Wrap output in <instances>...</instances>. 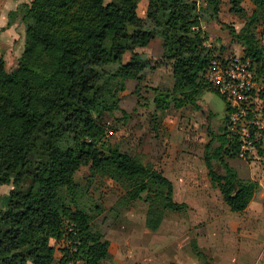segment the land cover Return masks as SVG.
I'll list each match as a JSON object with an SVG mask.
<instances>
[{"label":"trees","instance_id":"trees-1","mask_svg":"<svg viewBox=\"0 0 264 264\" xmlns=\"http://www.w3.org/2000/svg\"><path fill=\"white\" fill-rule=\"evenodd\" d=\"M140 1L31 0L10 12L8 25L20 17L25 26V46L12 71L0 58V185L9 187L0 196V264H102L108 258L111 241L92 229L93 216L80 207L81 187L74 176L82 165L90 164L91 176L120 184L123 193L112 207L116 215L137 200L147 202L151 233L167 211L187 208L174 199L173 181L153 163L116 145L102 147L107 130L97 116L121 112L129 118L120 105L127 81L140 83L157 67L135 49L156 38L163 40L158 62L171 65L174 78L170 93L156 95L157 109L189 103L202 108L207 90L220 94L206 79L216 49L204 46L208 36L200 11L205 3L217 14L221 0H148L144 18ZM230 1L231 12L245 20L234 40L264 76V48L253 31L264 22V0H251V15L242 0ZM127 52L131 56L124 61ZM209 132L204 161L211 182L231 211H244L260 185L240 179L226 162L238 158L227 117L218 131L209 127ZM69 222L76 225L73 231ZM52 239L67 241L60 260ZM191 247L203 264H211L196 238Z\"/></svg>","mask_w":264,"mask_h":264},{"label":"rangeland","instance_id":"rangeland-1","mask_svg":"<svg viewBox=\"0 0 264 264\" xmlns=\"http://www.w3.org/2000/svg\"><path fill=\"white\" fill-rule=\"evenodd\" d=\"M147 5L148 0L140 1L141 16H146ZM242 6L250 15L255 9L251 0H242ZM200 16L209 42L223 46L225 51H244V45L235 41L234 35L241 31L245 20L231 12L230 0H221L217 14L213 6L201 3ZM253 31L264 48V22H257ZM21 37L20 42L7 44L0 34V58L6 60L9 71L17 67L24 50V30ZM135 51L143 58H148L145 51L160 58L162 41L155 40ZM130 56L131 52H127L124 61ZM157 58L151 60L157 67L148 69L142 82L127 81L126 90L120 94V105L129 118H123L121 112L97 116L107 130L102 147L116 145L145 162L166 157L164 162L157 163L158 168L173 179L177 197L188 200L189 205L182 212L167 211L160 229L151 233L145 226L147 202L137 200L116 215L112 207L123 193L120 184L99 175L93 177L90 164L82 165L74 176L81 187L80 207L93 216L92 229L105 232L112 243L111 254L102 264H202L205 259L196 257L191 250L192 233H188V226H195L193 232L198 231L200 247L211 264H264V163L260 162L263 160L255 162L258 164L253 175L238 168L240 177L257 178L260 190L248 210L236 217L242 211L229 212L219 190L211 183L204 161V147L211 138L209 127L218 131L225 124L227 102L221 94L209 89L201 97L202 108L189 103L181 108L171 104L164 110L157 109L156 95L170 93L174 84L171 66L160 64L154 60ZM151 151H156L155 155ZM216 169L221 170V166ZM8 188L0 185V196ZM51 243L56 247L58 260L62 259L67 241L52 239Z\"/></svg>","mask_w":264,"mask_h":264},{"label":"built area","instance_id":"built-area-1","mask_svg":"<svg viewBox=\"0 0 264 264\" xmlns=\"http://www.w3.org/2000/svg\"><path fill=\"white\" fill-rule=\"evenodd\" d=\"M215 48L206 71V79L227 102L228 135L238 143V158L255 163L264 159V76L259 74L250 57L221 51V46L204 41ZM217 47V48H216ZM75 223L69 222V231ZM75 250V249H74ZM80 260L69 264H79Z\"/></svg>","mask_w":264,"mask_h":264},{"label":"crops","instance_id":"crops-1","mask_svg":"<svg viewBox=\"0 0 264 264\" xmlns=\"http://www.w3.org/2000/svg\"><path fill=\"white\" fill-rule=\"evenodd\" d=\"M31 0H0V34L3 36V39L4 40H6V42H7V44H11V42H14V41H19L20 42V40H19V38H21V40H22V33H23V30H24V33H25V26L23 27V23H21L20 22V18H19V20H18V18L13 22V24H11V25H8V22H9V14H10V12L11 11H13V10H16V8L19 6V4H21V3H24V2H30ZM140 15V14H139ZM141 16V15H140ZM141 17H143L144 18V16H141ZM146 17V16H145ZM20 34H21V36H20ZM17 37V38H16ZM155 40H161L162 41V43H163V40L161 39V38H156V39H154V40H152L151 41V43L153 42V41H155ZM9 41H11L10 43H8ZM22 42V46H23V44H24V41H21ZM150 43V44H151ZM150 44L148 45V46H150ZM25 46V45H24ZM148 46H146V47H148ZM145 47V48H146ZM21 50H22V47H21ZM225 51V50H224ZM228 51V50H227ZM162 52H163V47H162V51H158V54L159 55H161L162 56ZM229 52H231V51H229ZM145 53H147V57L150 59V60H152V58H157V57H154L152 54H151V51H145ZM153 53V52H152ZM240 54H244V51L242 52V53H240ZM161 56H160V58H157V59H154V60H159V59H161ZM6 61V60H5ZM171 66V65H170ZM172 69V68H171ZM172 77H173V75H172ZM173 80H174V78H173ZM146 150H148V148L146 149ZM155 153H156V151L154 152V151H151V154L152 155H155ZM166 160V157L165 158H160V159H158V160H156V159H154V158H152L151 159V161L155 164V167L156 168H158L159 167V164H157L158 162H160V161H162V162H164ZM259 160H261V159H259ZM151 162V163H152ZM226 162L231 166V167H233V168H235L236 169V171H237V174H238V168H242L244 171H248V172H250L251 173V175H253L254 174V171H255V169H256V164H258V163H250V162H248V161H246V160H243V159H239V158H226ZM261 163H264V159H263V162L262 161H260ZM264 165V164H263ZM159 169V168H158ZM159 170H161V169H159ZM162 171V170H161ZM243 172V171H242ZM166 176H168V174L166 173V172H163ZM209 173V172H208ZM169 177V176H168ZM238 177L240 178V179H245V180H255V181H259L257 178H255V177H253V176H250V178H244V177H240L239 176V174H238ZM172 181H173V179L171 178V177H169ZM212 183V182H211ZM259 183V182H258ZM173 184H174V182H173ZM213 185V184H212ZM259 185H260V183H259ZM217 188V187H216ZM218 190H219V192H220V194H221V196H222V199H223V201H224V203H225V205H226V207L229 209V212L231 211V209L229 208V206L226 204V202H225V200H224V197H223V195H222V193H221V191H220V189L219 188H217ZM258 190H260V187H259V189ZM259 191H257L256 192V194L258 193ZM256 194H255V196H256ZM254 196V197H255ZM174 199L176 200V201H178V202H182V203H186L187 204V207H188V205H189V201L188 200H181V198H178L177 197V193H176V188H175V184H174ZM254 199V198H253ZM252 202V201H251ZM250 202V203H251ZM250 205V204H249ZM249 207V206H248ZM248 210V208L246 209V210H244V211H240L241 212V214H239V215H235L236 217H238V216H242L246 211ZM146 214H147V211H146ZM232 214V213H231ZM165 218H166V214H165ZM165 218H164V220H165ZM164 220H163V222H162V224L164 223ZM162 224H161V226H162ZM196 225V224H195ZM145 226H146V218H145ZM195 226H188V233H192L191 234V236H190V245H191V240L193 239V238H196L197 239V241H198V231L197 230H194V232H193V228H194ZM248 227V226H247ZM160 229V228H159ZM195 229V228H194ZM197 229V228H196ZM198 244H199V241H198ZM199 246H200V244H199ZM111 247H112V243H111ZM201 248V247H200ZM202 249V248H201ZM191 250H192V247H191ZM203 250V249H202ZM110 252H111V250H110ZM192 252H193V250H192ZM194 253V252H193ZM194 255L196 256V257H198L195 253H194ZM56 258L57 259H59V257H57V250H56ZM104 262V261H103ZM203 264V263H202Z\"/></svg>","mask_w":264,"mask_h":264},{"label":"water","instance_id":"water-1","mask_svg":"<svg viewBox=\"0 0 264 264\" xmlns=\"http://www.w3.org/2000/svg\"><path fill=\"white\" fill-rule=\"evenodd\" d=\"M218 166H221V165H218Z\"/></svg>","mask_w":264,"mask_h":264}]
</instances>
